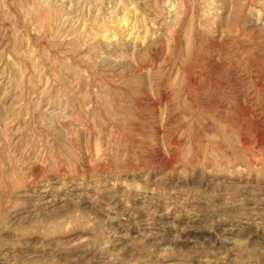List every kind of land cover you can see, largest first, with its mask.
<instances>
[{"label":"rangeland","instance_id":"rangeland-1","mask_svg":"<svg viewBox=\"0 0 264 264\" xmlns=\"http://www.w3.org/2000/svg\"><path fill=\"white\" fill-rule=\"evenodd\" d=\"M0 264H264V0H0Z\"/></svg>","mask_w":264,"mask_h":264}]
</instances>
